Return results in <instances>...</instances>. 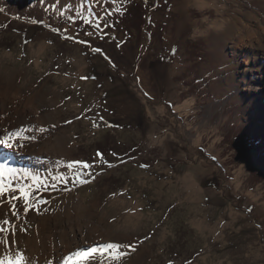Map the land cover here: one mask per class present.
I'll return each mask as SVG.
<instances>
[{"label":"rangeland","instance_id":"374dc122","mask_svg":"<svg viewBox=\"0 0 264 264\" xmlns=\"http://www.w3.org/2000/svg\"><path fill=\"white\" fill-rule=\"evenodd\" d=\"M12 1L0 0V97L40 106L51 123L35 143L59 135L64 156L2 178L0 258L46 259L59 233L90 224L77 238L104 253L84 264H264V100L237 112L224 45L242 23L264 38V1Z\"/></svg>","mask_w":264,"mask_h":264},{"label":"bare ground","instance_id":"6f19581e","mask_svg":"<svg viewBox=\"0 0 264 264\" xmlns=\"http://www.w3.org/2000/svg\"><path fill=\"white\" fill-rule=\"evenodd\" d=\"M84 1L92 4L93 7L96 6V0ZM111 1L112 5L114 6L116 2H114V0ZM15 2L16 1L13 0L12 5L15 4ZM67 3H71L69 5H71L73 9H76V11L77 9H80L79 7H81V0H43L40 4L52 5L54 7H65ZM262 12L264 13V3L262 6ZM101 15H103V13ZM231 26H236V22H233ZM251 26H248V24L246 23H242L241 28L237 31L235 29L234 34L230 36L229 43H224L225 47H228V49L232 51L231 55H233V59H230L229 62L231 63V65H233V68L236 72L233 77L235 84L232 88H230V94L234 98H236L239 104L237 112L240 114H246L247 111L255 108L256 104H259L264 100V38L254 39L253 32L255 34L257 31L253 30ZM232 31L233 30L230 29L228 30L229 35ZM260 32L264 35L263 27L260 28ZM238 58L241 59L238 60ZM238 69L241 70L238 71ZM17 103L18 102L13 99V97L12 99H8L7 97H0V139H7L8 143L13 144V147L11 148L0 145V166H2L0 167V182H5L2 181V178H7L12 181L14 179H17L18 175L20 174H27V176L30 178V176L41 174L40 172H38L41 169H47L46 172H52L56 169H59L61 164L63 163L64 154L62 153V150L60 148V146H62V142L60 141L59 135L53 136L54 141L50 138H47L44 143H35L34 137L38 138L42 134H44L45 129L51 123V118L48 116V120H45L44 123H41L37 119V115L40 111V106L33 104L31 106H23L24 109H22L19 107L21 104ZM39 103L41 102L39 101ZM24 126H27V129ZM41 129H43V131H41ZM259 131L264 133V130L259 129ZM12 134H14V136ZM19 155H26L28 157V160L26 159L28 162L31 158L29 162L30 164L28 165L24 161V159L20 158ZM22 162L23 164L21 165L20 163ZM86 224L88 223L86 222L84 225ZM88 226H90V224H88L86 227ZM86 227H80L77 234L72 232L70 233V236H63L62 233L58 234L57 232L60 237L66 238L67 242H64L65 239L58 237V243H56L55 245H48L47 247L49 255L46 259L35 257L30 252H26L27 258L37 261L33 264H55L61 262L63 258L71 256V253H84L90 251V249L95 248L94 241L90 242L88 244L89 247L86 249L85 247H83L85 243L82 241V239L77 238L78 234L80 236H84L86 234ZM94 230L97 234H99V230L97 227H95ZM48 241L49 240L45 242ZM73 242L75 243L72 246V249L61 247L66 245V243L71 244ZM103 242L109 244L113 241L106 240ZM92 244L93 247L91 246ZM67 254L69 255L66 256ZM43 255H45V252L43 253ZM84 260L85 259L80 260L79 263L84 264ZM70 264H78V262L72 261Z\"/></svg>","mask_w":264,"mask_h":264},{"label":"snow or ice","instance_id":"6c2138e0","mask_svg":"<svg viewBox=\"0 0 264 264\" xmlns=\"http://www.w3.org/2000/svg\"><path fill=\"white\" fill-rule=\"evenodd\" d=\"M95 51L99 52L100 49H95ZM41 131H43V129H41ZM12 135L14 136V134H12ZM0 145H4L5 147H8V148L13 147V144L12 143H8L7 139H0ZM0 167H2V166H0ZM83 167L85 169H87V168H90L91 166L85 163V164H83ZM80 179H83V178L79 177L76 182H79ZM20 191H21V198H24L25 200H27V196L24 193V191L23 190H20ZM4 192H5V188L3 186V183L0 182V195H2ZM0 221H2V223L4 225H8L10 223L9 220H5V219H2V218H0ZM6 230H7L6 228L0 227V233L4 232ZM7 244H8L7 239H5L3 241H0V245H7ZM120 247H121V245L115 244V243H109V244H107L105 246V248L108 251H111L113 249H119ZM98 251L100 252V254L104 253V249L92 248L88 252H84V253L77 252V253H73L72 255L77 256L81 260H83V259H86L89 256L97 253ZM69 261H70V257H65L63 259V264H69ZM0 264H31V261H30V258H26V256L24 254H22L20 252H16L15 259H10L7 256H5L3 258H0Z\"/></svg>","mask_w":264,"mask_h":264}]
</instances>
